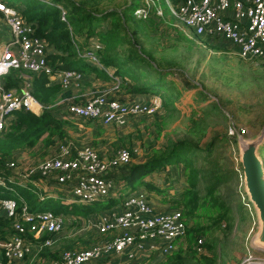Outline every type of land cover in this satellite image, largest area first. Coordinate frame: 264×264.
<instances>
[{"label":"rangeland","instance_id":"rangeland-1","mask_svg":"<svg viewBox=\"0 0 264 264\" xmlns=\"http://www.w3.org/2000/svg\"><path fill=\"white\" fill-rule=\"evenodd\" d=\"M2 1L13 7H18L20 3V0ZM122 1L116 0L118 4ZM135 1L130 0V5ZM172 1L177 4L181 0ZM101 2L102 0L98 2L100 4L95 3L91 6L99 11L110 7ZM161 4L168 13L164 20L157 19L156 24L150 21L142 22L133 18L132 14H128V23L137 33V41L142 44L143 50L167 70L168 79L177 82L178 87L183 89L182 94L178 96L177 101L174 100L173 105L166 108L161 105L152 115L133 118L136 122L127 129L116 128L117 135L119 132L128 137L127 145H133L138 153L136 161H142L146 157L152 140L153 143L159 142L160 146L167 144V139L187 141L199 145L202 149L212 143L210 159H203L206 154L203 151L196 163V166L203 170V179L199 183V196L206 193L209 181H212V184L216 183L217 195L230 207L227 221L212 226V219L207 218L203 207L195 210L194 215L188 214L189 208L182 202L174 207L176 209L172 207L175 205L174 200L181 199L183 192L181 180L184 177H179V169H176L178 173H175L174 167H168L173 171L169 182L164 181L163 174L158 173L153 177L157 185L164 189L163 192L146 190L157 207L171 210L182 208L187 219V230L193 231L188 234L186 230L177 249L167 256L168 260L178 264H264V250L254 243V238L259 232L258 216L254 206H249L247 203L243 188L240 146L233 141L234 137L237 139L241 137L243 129L246 131L243 138L246 139L256 138L263 130L264 57L243 59L238 55L233 44L224 40L218 41L222 37H215L212 41L209 38L199 39L191 33L181 31L174 26L167 3L161 0ZM24 73L31 78L30 73L26 71ZM186 78L190 83L188 88L183 84ZM170 92L173 94L174 90ZM175 92L177 94V91ZM142 98L144 102L150 101L146 96ZM157 100L162 103L159 97ZM81 123L88 126L84 121ZM73 124L76 126L75 123ZM67 127L69 130L74 128ZM230 128H235L240 134L232 135ZM110 145L107 144L106 147L109 148ZM156 146L158 147L157 144ZM259 155L264 160V144L259 148ZM17 158L18 153L15 152L7 162L6 167L10 169L9 176L2 173L0 175L16 176V170L8 166V163L17 162ZM19 165L21 166L20 163ZM209 174L213 175L209 176ZM12 184L18 185L7 182V186L0 185V187L16 190L10 186ZM118 186L119 193L123 195L127 193L125 197L135 191L129 190L130 188L123 183ZM136 186H139V182L133 187ZM140 189L145 188L140 187ZM56 192L64 198H74L72 193L60 187ZM107 204L109 201L104 198L97 203L75 202L71 206L68 205L69 214L62 213L66 218L67 227L59 234L60 238L56 243L49 247L51 252L62 253L67 249L88 248L101 241L103 236L94 228L95 226L91 224L85 230L88 222L81 221L83 217L92 214V210L99 212ZM42 206L43 211L57 212V209L46 204ZM85 213L89 214L85 215ZM214 213L215 217L219 215L215 210ZM80 216L83 217L78 218ZM199 237L204 239L200 251L197 250ZM44 251L45 249L19 264H54L58 260L43 256Z\"/></svg>","mask_w":264,"mask_h":264},{"label":"built area","instance_id":"built-area-1","mask_svg":"<svg viewBox=\"0 0 264 264\" xmlns=\"http://www.w3.org/2000/svg\"><path fill=\"white\" fill-rule=\"evenodd\" d=\"M164 1L174 26L181 31L191 33L199 39L204 36L223 37L236 47L238 55L243 59L264 57V0H181L177 4L172 0ZM0 12L4 14L11 32V40L0 54L1 135L15 112L25 109L39 115L48 107L33 94L31 78L24 71L48 75H52L54 71L48 63L47 43L35 34L33 26L23 19L17 9L2 0ZM152 14L165 17L166 11L161 0H140V4L134 9V15L139 19L147 20ZM100 47L96 45V49ZM81 55L99 64L94 50ZM12 70L20 71L19 77L22 80L24 78L23 87L6 88L4 77ZM81 74L73 69L61 71L62 86L68 88L73 79L81 78ZM160 107L158 100L152 104L142 101L124 102L107 94H97L83 103L71 104L69 110L80 118L124 126L131 117L152 115ZM245 132L243 129L241 135L244 136ZM230 133L240 134L235 128H230ZM131 160L132 154L127 148L107 159L101 157L94 147L75 149L71 142L61 143L55 154L25 169L20 168L15 161L8 163V166L16 170V176L0 175V185L15 183L16 177L24 182L25 187L30 182L37 185L39 181L55 179L79 201L96 203L116 193L115 182L107 175ZM242 179L244 188V178ZM244 193L248 205L253 206L245 188ZM41 197L45 198L43 194ZM19 205L14 198H0V210L13 219L15 231L7 240L0 241V264L35 257L43 249L52 247L57 241L56 235L62 233L67 226L63 214L51 210L33 212L24 200ZM96 230L103 236L101 241L88 248L63 250L61 259L54 264L102 262L113 253H125L129 258H135L138 251L159 253L166 257L177 249L179 241L184 238L187 222L182 210L157 211L147 195L137 190L124 197L121 212L101 214ZM29 234L34 239H30ZM45 235L48 237L43 239ZM203 243L204 239L200 237L198 251Z\"/></svg>","mask_w":264,"mask_h":264},{"label":"trees","instance_id":"trees-1","mask_svg":"<svg viewBox=\"0 0 264 264\" xmlns=\"http://www.w3.org/2000/svg\"><path fill=\"white\" fill-rule=\"evenodd\" d=\"M129 1L123 0L121 4H118L116 0H102V4L110 6L103 11L96 10L91 6L95 3L100 4L98 3L100 0H20L18 7L14 8L20 12L27 23L33 24L37 36L43 38L49 46L56 48L57 53L47 55L48 63L53 67L54 73L64 69H78L82 72L93 70L108 79H119L120 89L126 93L159 96L162 99V106L166 108L175 103L174 100L181 96L183 89L178 87L175 80H169L167 70L143 50L142 44L137 41V33L131 29L128 23L127 16L132 14L133 18L142 22L150 21L156 24L157 19L164 20L167 14L163 18L152 14L147 20L139 19L134 15L135 6L132 5L133 3L130 5ZM137 2L138 0L134 2V5ZM5 3L13 7L11 4ZM130 8L132 10H129ZM92 38H97L103 45L95 50L99 58V64L94 63L96 66L90 65L89 60L81 55L82 50ZM108 67L116 69L113 76L106 72ZM30 74L33 78V94L48 107L40 115L25 109L15 112L9 120L7 128L0 135V173L8 176L10 169L6 165L15 152L32 149L38 145L47 149L52 147L57 149L61 143L69 142L71 137L67 129L71 123L63 118V106L56 104L58 94L61 90L63 91L61 85H51L48 74L32 72ZM19 75L20 71L18 70H12L6 75L4 77L6 88L20 87L22 78ZM183 84L187 88L190 86L187 78ZM171 90H174L173 94L170 92ZM68 94V92L63 93L64 96ZM92 122V119L88 121L89 124ZM233 141L238 144L236 137ZM166 143L160 146V143L150 141L145 161L130 162L118 166L111 170L107 175L108 178L113 179L118 185L123 183L130 188L129 190H136L140 185H143L149 191L163 192L164 189L157 185L153 177L158 173L163 174L164 181L169 182L173 171H170L168 167H174L175 173H178L176 169H179V177L184 176L181 180L183 187L181 199L175 201L174 207L182 202L185 207L189 208V215H194L195 210L203 207L207 218L212 219V226L221 225L227 221L230 207L227 203H223L217 195L216 183L212 184V181H209L206 193L199 196V183L203 179V170L199 169L196 163L203 151L206 152L203 159L209 158L212 152V143L205 149L187 141L167 139ZM133 155L135 154L133 153ZM136 182H139L137 188L133 187ZM10 186L16 190L0 187V198H14L20 204L19 206L24 200L33 212L43 211L42 205L46 204L57 209L56 213L58 214H69L67 212L68 205L63 204L61 199L46 197L42 200L38 193L28 187L14 184ZM114 201H118V199ZM214 210L219 213L217 217L214 215ZM182 211L185 216L183 209ZM91 212L95 213L93 210ZM89 213H85V215ZM12 222L13 219L1 210L0 241L7 240L15 233ZM187 231L189 234L191 230ZM28 237L34 239L31 234ZM47 237L45 235L43 239ZM42 255L49 259H61V252L52 253L50 248H45ZM27 259L29 257L25 260ZM172 262L174 261L168 260L164 264H178Z\"/></svg>","mask_w":264,"mask_h":264},{"label":"crops","instance_id":"crops-1","mask_svg":"<svg viewBox=\"0 0 264 264\" xmlns=\"http://www.w3.org/2000/svg\"><path fill=\"white\" fill-rule=\"evenodd\" d=\"M139 2H140V0L137 2L136 5H134V4H132V5L135 6V8H136L138 6ZM166 14H168V13H166ZM169 16H170V14H169ZM171 19H172V17H171ZM172 22H173V19H172ZM32 26H33V24H32ZM33 28L35 29V27H33ZM202 38L203 39L209 38L212 41L215 40L214 38L207 37V36H204ZM222 38H219L218 41L224 40L225 42L230 44V42L228 40H226L225 38H223V39ZM10 40H11V33H10L9 26L6 23L4 15L0 12V54L2 53V50L5 47L6 43H8V41H10ZM96 45H100L101 47H103V45L100 44V42L97 38L90 39V42L82 50L83 51L82 53L90 51V50L95 51ZM53 53H57L56 48L51 47L47 44V55L53 54ZM84 58H86V57H84ZM86 59H88V58H86ZM88 60L91 63L90 64L88 62L90 65H95L94 64L95 62L91 61L90 59H88ZM73 70H76V69H73ZM115 70H116L115 68H112V67L109 68L108 67L106 72L110 76H113L115 73ZM77 71H79V70L77 69ZM79 72L82 73L81 78H79L78 80L73 79L68 88H64L61 84V77H60L61 71L57 72V73H53L52 75H49L50 84L51 85L59 84V85H61V87L63 89V91L61 90V92L57 96L56 104L63 106V108H64L63 113H62L63 118L71 123L68 126L74 127V128H72V130H69V128L67 127L68 132L69 131H70V133L72 132L71 134L69 133L71 136L69 139V142H71L73 144L75 149H80L84 146L94 147L95 149L98 150L101 157L107 158V159L111 158L119 150H121L123 148H127L131 151V154H132L131 162H143V161H145L146 157L142 161H136V158L138 157V153H136L137 151H135L134 147H132L133 145H131V146L127 145V142L129 141L128 137L124 136L122 133H119V132L117 135V131H116V128H122V127L125 128L126 127L125 129H127L128 126L129 127L132 126L136 122V119H133V118H136V117L131 118L129 120V122L124 126H118L116 124H105L101 120H97V119H92L93 122L89 124L88 121L91 119L80 118V117L75 116L69 110V106L71 104L83 103V102L87 101L89 98H91L97 94H107V95H109V97H112L115 99H120L124 102L141 101V100H142V102H144L143 101L144 99L142 97L146 96L147 98H149L148 100H150V101H145V103H148V104H152V103L156 102V100L158 99L159 96L126 93L125 91L120 89V81L117 78L116 79H108L102 75H98L93 70L83 71V72L80 70ZM32 80H33V78L31 76L30 82H31V87H32V92H33ZM23 85H24V81L22 80V84L20 85V87H23ZM20 87H18V88H20ZM13 88H15V87H13ZM66 92H68L69 94L64 96L63 93H66ZM128 95H129V97H127ZM150 98H153V99H150ZM161 105H162V103H161ZM42 113L43 112H40V114H42ZM83 121L85 123H87L88 126H84L81 123ZM73 123H75L76 126ZM151 142H153V140ZM107 144H111L109 148L106 147ZM101 145H104V146L100 147ZM52 148L47 149L42 145H38L32 149L21 150L18 152V158H17L18 160H16V161H17V163L21 164L20 168L25 169L26 167H29L35 163L41 162L45 158L55 154L56 148H54L53 150H52ZM148 151H149V148H148ZM148 151H147V153H148ZM132 152L135 155H133ZM147 153H146V156H147ZM28 154H30L33 157L29 156ZM15 180H16V182H15L16 184H18L21 187H25L24 182L20 181V178L16 177ZM28 185H29L28 187H33L32 189H35L36 191L42 192L43 196L45 198L51 197L54 199H61V202L65 205L71 206V205L75 204V202H81L75 196H74V198H71V197L64 198V196L57 193L56 191H57V188H59V187L62 188L63 190H68L69 193H71V192L68 188L59 184L57 182V180H55V179H48L46 181H41V182L39 181L37 185L30 182V183H28ZM140 187L145 188V186L140 185L135 191L139 190V191L144 192L147 195V197H148V199H149V201H150V203L154 209H156L157 211H170L171 210L170 208L169 209H163V208L157 207L153 203V201L151 200L150 195L147 193V191H146L147 189L146 188L140 189ZM117 188H119L118 184L115 185V190H117ZM36 193H38V192H36ZM126 194L127 193H125V195ZM125 195H123L122 193H119V190H117L115 194L106 198V199H108L109 204H107V206H105L102 210H100L99 212H95V213H92L90 215H87L86 217H83V216L78 217V218L83 217V221H81V222H83V223H85V221L88 222V225L85 226V230L88 229L89 225H91V224L94 225L95 226L94 228L96 229V224L100 220L101 214L112 213L113 211H120L121 212L122 202H123ZM39 197L42 200L44 199L41 196H39ZM115 199H118V201H114ZM65 200H68V201H65ZM175 201L176 200H174V203H176ZM174 206L175 205H172L173 208H174ZM110 236H112V234H110ZM56 238H57V240L60 238L59 234L56 235ZM136 255L137 256L135 258H129L125 253H120V254H116V253L114 254L113 253V254L109 255L108 257L104 258V260L102 262L96 261V262H92L91 264H102L105 262L111 263V264H156V263L164 264L167 260V256L165 257V255L159 254V253L158 254H155V253L148 254V253H144L142 251H138V253ZM21 262L22 261L17 260V261L11 262L10 264H19Z\"/></svg>","mask_w":264,"mask_h":264},{"label":"water","instance_id":"water-1","mask_svg":"<svg viewBox=\"0 0 264 264\" xmlns=\"http://www.w3.org/2000/svg\"><path fill=\"white\" fill-rule=\"evenodd\" d=\"M238 144L245 192L256 210L259 221V232L254 238V243L264 250V160L259 155V148L264 144V127L256 138L246 139L241 135Z\"/></svg>","mask_w":264,"mask_h":264},{"label":"bare ground","instance_id":"bare-ground-1","mask_svg":"<svg viewBox=\"0 0 264 264\" xmlns=\"http://www.w3.org/2000/svg\"><path fill=\"white\" fill-rule=\"evenodd\" d=\"M256 239H257V237H256Z\"/></svg>","mask_w":264,"mask_h":264}]
</instances>
